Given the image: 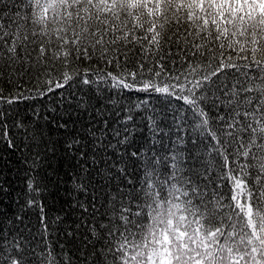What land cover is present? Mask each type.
Masks as SVG:
<instances>
[{
	"label": "snow or ice",
	"instance_id": "1",
	"mask_svg": "<svg viewBox=\"0 0 264 264\" xmlns=\"http://www.w3.org/2000/svg\"><path fill=\"white\" fill-rule=\"evenodd\" d=\"M0 264H264V0H0Z\"/></svg>",
	"mask_w": 264,
	"mask_h": 264
}]
</instances>
